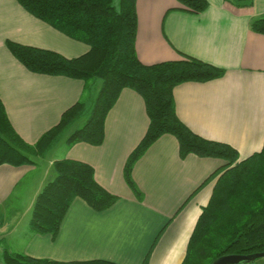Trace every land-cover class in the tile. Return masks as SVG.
Segmentation results:
<instances>
[{
    "label": "crops",
    "instance_id": "obj_1",
    "mask_svg": "<svg viewBox=\"0 0 264 264\" xmlns=\"http://www.w3.org/2000/svg\"><path fill=\"white\" fill-rule=\"evenodd\" d=\"M207 1L205 11L194 13L177 0H137L136 52L145 65L190 56L225 69L222 78L177 85L174 103L189 129L232 146L240 162L264 146V36L251 29V21L264 15V0H253L250 7ZM7 40L68 58L87 53L89 47L35 18L17 0H0V98L15 131L34 145L76 103L92 107L102 82L86 85L31 73L10 53ZM79 124L37 157L36 164L0 166V264L5 249L61 262L143 264L149 256L148 264H181L212 195L217 177L211 176L226 162L192 154L182 158L177 139L164 135L134 166L133 179L143 194L138 199L126 183L124 167L149 127L142 97L122 90L99 146L67 144ZM62 159L91 165L98 183L119 199L97 212L77 198L56 237L34 233L29 224L35 200L55 178L54 163Z\"/></svg>",
    "mask_w": 264,
    "mask_h": 264
},
{
    "label": "trees",
    "instance_id": "obj_2",
    "mask_svg": "<svg viewBox=\"0 0 264 264\" xmlns=\"http://www.w3.org/2000/svg\"><path fill=\"white\" fill-rule=\"evenodd\" d=\"M182 9L205 11L207 0H177ZM238 7H250L253 0H227ZM29 14L65 36L84 43L89 51L79 57L6 41L10 53L31 73L63 76L87 84L102 81L90 116L87 106L78 102L67 109L59 123L34 145L26 143L13 128L0 98V166L36 164L56 145L64 132L80 118L83 126L67 139L69 146L87 143L99 146L105 138L109 111L123 89L137 92L144 100L149 118L145 136L129 155L125 167L126 183L138 199L143 194L133 179L136 162L164 135L174 136L180 157L192 154L218 158L226 163L211 177H217L208 204L203 208L181 264H213L227 254L264 253V146L261 151L239 162L232 146L206 139L189 129L178 117L174 88L185 82H207L222 78L223 68L187 56L181 60L154 65L143 64L136 52L138 29L137 0H17ZM252 31L264 36V15L251 21ZM55 178L37 196L30 229L56 237L68 209L75 199L104 212L119 197L96 180L94 168L82 161L62 159L54 163ZM209 181V180H207ZM1 243V242H0ZM149 256L143 264H148ZM4 264H117L106 260L61 262L3 252Z\"/></svg>",
    "mask_w": 264,
    "mask_h": 264
},
{
    "label": "water",
    "instance_id": "obj_3",
    "mask_svg": "<svg viewBox=\"0 0 264 264\" xmlns=\"http://www.w3.org/2000/svg\"><path fill=\"white\" fill-rule=\"evenodd\" d=\"M258 259L264 260V253L252 255L227 254L216 260L213 264H247L254 263Z\"/></svg>",
    "mask_w": 264,
    "mask_h": 264
},
{
    "label": "rangeland",
    "instance_id": "obj_4",
    "mask_svg": "<svg viewBox=\"0 0 264 264\" xmlns=\"http://www.w3.org/2000/svg\"><path fill=\"white\" fill-rule=\"evenodd\" d=\"M116 1V3L118 2V0H115ZM96 81H100V80H96ZM91 82H95V80H93V81H91ZM100 82H102V81H100ZM88 93H89V91H88ZM96 101V100H95ZM95 103V102H94ZM94 105V104H93ZM92 108H93V106L92 107H88L87 108V113L89 112V115L88 116H90V113H91V110H92ZM88 116H85L86 117V119H87V117ZM85 117H82V118H80L79 119V122H80V124H79V128L80 127H82L83 126V121H81L83 118H85ZM75 125V124H74ZM73 125V126H74ZM73 126H71L70 128H72ZM70 128L69 129H67L65 132H64V135L62 136V139H64V138H66V136H68V132L70 131ZM78 128V129H79ZM76 131V130H75ZM73 133V132H72ZM46 159V158H45ZM44 159V160H45ZM247 264H264V260L263 259H258V260H256L254 263H247Z\"/></svg>",
    "mask_w": 264,
    "mask_h": 264
}]
</instances>
